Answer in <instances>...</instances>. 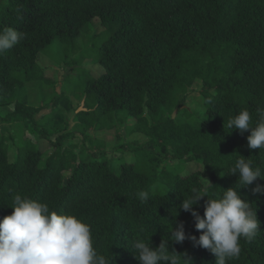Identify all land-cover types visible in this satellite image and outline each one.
Returning a JSON list of instances; mask_svg holds the SVG:
<instances>
[{
  "label": "trees",
  "instance_id": "16d2710c",
  "mask_svg": "<svg viewBox=\"0 0 264 264\" xmlns=\"http://www.w3.org/2000/svg\"><path fill=\"white\" fill-rule=\"evenodd\" d=\"M95 20L106 28L97 36L107 38L95 56L97 77L89 73L82 83L93 107L58 104L66 91L52 111L31 107L21 95L26 85L55 90L67 75H47L39 55L57 41L86 40ZM6 27L24 38L0 53V220L21 194L87 222L94 247L113 264H139L134 242L159 247L176 222L199 238L191 213L179 208L193 188L218 198L236 187L238 175L229 169L239 155L264 169V150L247 146L251 130L227 127L243 109L255 126L257 109L264 110V0H0V29ZM67 50L76 56L81 49ZM66 61L68 75L83 65L81 58ZM93 131H114L110 143L125 144L106 152L109 142L91 137ZM87 142L91 148L84 149ZM128 151L141 153L143 162L129 163ZM174 162L200 169L171 173ZM256 184L264 179L239 192L256 211L260 231L251 242L241 238V254L228 264H264V195L253 194ZM140 192L148 193L146 201ZM207 199L194 206L201 216ZM169 250L189 264H216L191 239L169 241Z\"/></svg>",
  "mask_w": 264,
  "mask_h": 264
},
{
  "label": "clouds",
  "instance_id": "9594fccd",
  "mask_svg": "<svg viewBox=\"0 0 264 264\" xmlns=\"http://www.w3.org/2000/svg\"><path fill=\"white\" fill-rule=\"evenodd\" d=\"M24 38V34L14 28L0 29V53H3ZM259 117L252 126V116L247 109L230 117L227 127L243 134L251 130L247 137L249 149L264 150V110L257 109ZM230 175H238L236 187L223 189L218 198L202 194L193 188L192 194L184 196L179 208L190 212L195 229L201 231L199 238L187 235L185 224L172 225L169 241L183 243L191 239L194 244L209 250L216 256V264H228L241 254V238L253 241L260 231V223L252 205L243 199L239 189L252 185L257 179H264V169L242 155L229 169ZM207 180V179H206ZM208 181V180H207ZM209 185H212L208 181ZM253 194L264 195V185L256 184ZM141 201L148 199L147 192L138 194ZM207 196L204 215L194 206ZM10 215L0 220V264H113L94 247L91 226L74 214L50 211L47 203L15 194ZM169 241L163 240L154 248L143 240L133 244L134 256L139 264H189L185 256L169 250Z\"/></svg>",
  "mask_w": 264,
  "mask_h": 264
},
{
  "label": "rangeland",
  "instance_id": "374dc122",
  "mask_svg": "<svg viewBox=\"0 0 264 264\" xmlns=\"http://www.w3.org/2000/svg\"><path fill=\"white\" fill-rule=\"evenodd\" d=\"M105 27L98 23L97 20H95L91 25H88V27L85 28L86 31H90V35L87 36V34L84 35V37H87L86 40L82 38L78 39L74 44L72 45H62L60 42H56V45H54L51 48H48L42 52V54L39 55L38 64L43 69L46 70L47 75L56 77L59 73V80L66 75V80H63L60 83V88H52L50 85L42 82L33 83L26 85L25 90L23 89L21 92V95L26 97L27 101L29 102V105L31 107H39L40 105H45L46 107L50 106V110L52 111L54 98L57 94H61L64 91H66L65 98L62 97L58 104H60L61 101H65L67 103L73 104L74 107H78L79 104H82L83 106L86 104L88 100L85 99L84 93H83V85L82 83L89 78V73L91 75H96L97 77V67H96V54L98 47L102 44V42L107 38L106 34L102 37H99L97 35H100L105 31ZM71 46H75L78 48L80 47V52L76 55H72V51H68ZM81 58L83 60V65L75 66V73L68 75V73L71 72V69L67 71L65 68H67V65L64 63H69L66 61L67 59H78ZM63 68L66 70H63ZM197 92H193L190 96L189 100H191L193 97L197 96ZM60 97V96H59ZM22 97H20L21 99ZM66 99H69L66 100ZM91 101V100H90ZM88 101V105L93 107L94 103ZM51 103V104H50ZM59 107V105H58ZM189 109L192 107L189 106ZM46 112V111H45ZM7 114V113H5ZM49 114V113H48ZM123 114V113H122ZM42 113L39 114L38 117H41ZM47 115V114H45ZM175 115V114H174ZM55 122L54 120H52ZM129 119L127 120L126 124L124 126H127L129 124ZM71 125V123H70ZM123 125V124H120ZM24 125L21 124L20 127H18V131L20 133L23 132ZM71 129V127H70ZM126 129V128H124ZM122 128V133L125 135V130ZM93 138H96L100 141H102V138L105 139L109 144L105 147L106 152H110L111 154L114 152V147L119 146V144H125V141L122 143L113 144L110 143L112 136L114 137V131L111 132H105V133H99L96 134L94 131L91 134ZM36 142L33 140L34 143H38L35 136H33ZM98 137V138H97ZM130 140H140L143 142V139L140 137L134 138L131 137ZM150 140L148 138L144 139V142L147 143ZM128 142V141H127ZM129 144V143H128ZM48 146V144H47ZM84 149L91 148L90 142H87L86 144H81ZM47 147H44L43 150H46ZM98 151L100 149L97 146ZM121 152L117 154V156H120ZM126 159L129 163H141L143 162V156L142 154L135 155L131 151H128L126 153ZM171 166L168 167L167 170H169L171 173L176 174H183V176L189 175L190 173L194 171H198L200 167L196 164H190L187 165L184 162H174L170 164Z\"/></svg>",
  "mask_w": 264,
  "mask_h": 264
}]
</instances>
